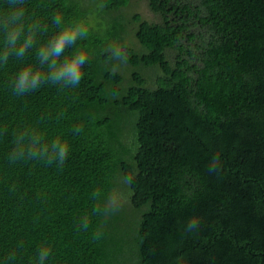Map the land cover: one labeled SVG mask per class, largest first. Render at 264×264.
<instances>
[{
	"label": "trees",
	"instance_id": "16d2710c",
	"mask_svg": "<svg viewBox=\"0 0 264 264\" xmlns=\"http://www.w3.org/2000/svg\"><path fill=\"white\" fill-rule=\"evenodd\" d=\"M129 1L25 0L26 24L47 30L0 65V264H39L41 248L44 264H119L108 214L121 182L139 216L130 264H264V0H146L158 20L132 15L142 51L114 14ZM75 23L87 37L60 59L88 54L79 84L17 95L19 71ZM117 46L159 68L153 86L136 69L122 85Z\"/></svg>",
	"mask_w": 264,
	"mask_h": 264
},
{
	"label": "clouds",
	"instance_id": "9594fccd",
	"mask_svg": "<svg viewBox=\"0 0 264 264\" xmlns=\"http://www.w3.org/2000/svg\"><path fill=\"white\" fill-rule=\"evenodd\" d=\"M7 10L0 13V32L4 36L3 50L0 51V65H6L10 56L23 58L29 49L36 44V35L47 30L46 25L39 22L27 23L25 20V0H6ZM56 25H62L60 15L53 17ZM88 29L82 23H75L62 27L46 45L40 46L36 52V58L40 68L32 66L22 68L17 74L13 89L17 95H24L38 89L44 83L61 84L64 87H75L83 78L82 68L89 60L84 51L77 50L71 57H65L61 61L65 49L73 45L77 40L87 37ZM112 56L118 61L126 62V54L119 46L112 49ZM47 71H42L43 68ZM79 131V129H77ZM59 161L63 163L67 156V146H59L57 152ZM51 163V157L49 158ZM87 218L83 224L86 229ZM195 222L189 224V228L195 227ZM50 255V249L41 248L39 251V264Z\"/></svg>",
	"mask_w": 264,
	"mask_h": 264
},
{
	"label": "rangeland",
	"instance_id": "374dc122",
	"mask_svg": "<svg viewBox=\"0 0 264 264\" xmlns=\"http://www.w3.org/2000/svg\"><path fill=\"white\" fill-rule=\"evenodd\" d=\"M89 6L92 8V11L88 12L87 17L90 20V24L93 25L95 20H101L99 17L95 18V13L101 10V4L96 1L90 3ZM134 13L140 14L142 18L147 20H158V15L149 9L146 0H130L126 6L121 7L119 10L114 12V14L117 16V19L120 20L123 26L124 31H122L121 35L123 36L124 41L137 51H142L143 48L140 46L134 36L135 23L132 21V15ZM102 33H104L106 40H110L111 46L116 43V39L111 37L109 33H106L104 29ZM116 62L117 61L115 60L114 63ZM117 69L123 75V86H125L130 80V72L133 69H136L145 77L146 85L148 86H153L156 75L160 73V70L157 66L138 65L136 67H132L124 61H121L119 65H117ZM115 121L114 128H120L123 137L129 138V140L126 141L129 143L131 139V130L130 125L126 124L127 121L125 117L123 115H118ZM118 181H122V179L118 178ZM119 186L120 187L115 193L116 200L113 202V209L115 208V210L111 214H108L109 231L112 230L116 242H126L124 243V251L119 254V264H130L134 258V255L131 254L132 251L130 252L129 248L133 247L139 216L131 207L129 200L127 199L126 188H124V192L122 191L123 183L121 182Z\"/></svg>",
	"mask_w": 264,
	"mask_h": 264
}]
</instances>
